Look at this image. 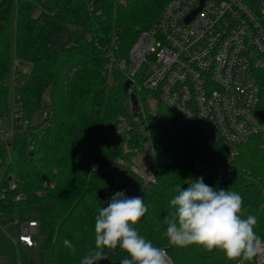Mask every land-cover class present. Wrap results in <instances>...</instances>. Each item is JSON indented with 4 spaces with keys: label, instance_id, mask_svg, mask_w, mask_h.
Here are the masks:
<instances>
[{
    "label": "trees",
    "instance_id": "obj_1",
    "mask_svg": "<svg viewBox=\"0 0 264 264\" xmlns=\"http://www.w3.org/2000/svg\"><path fill=\"white\" fill-rule=\"evenodd\" d=\"M169 1L95 0L91 11L87 0H1L0 117L9 116L21 103L30 121L35 112L46 111L49 126L42 137L35 136L41 123L3 145V157L11 146L13 163L3 174L0 222L13 231L9 224L17 211L35 209V216L26 219L39 224V264H80L95 247L99 209L116 192L131 197L132 189L142 192L147 207L136 230L165 249L174 264H234L220 251L209 252L195 244L171 246L165 235L163 220L176 194L175 186L186 189L197 175L190 158L169 157V143L162 142L167 132L163 121L175 125L177 145L198 137L194 128L171 120L170 111L159 104L156 114L146 115L149 138L142 121L126 135L116 134L118 118L129 113L131 101L124 90L126 78L109 53L116 59L127 57L141 31L157 22ZM248 2L258 12V0ZM260 17L264 23V15L260 13ZM14 58L30 62L32 69L12 98ZM257 116L264 125V77ZM148 140L155 148L161 173L155 185L144 188L137 175L118 160L132 161ZM217 150L214 148L213 160L219 178L225 179L221 189L240 194L242 217L256 216L255 231L264 239V134L253 136L234 159ZM11 179L18 184L16 190L9 189ZM20 193L26 199L15 201ZM65 239L75 246V254L64 246ZM104 251L113 263L129 258L118 247Z\"/></svg>",
    "mask_w": 264,
    "mask_h": 264
},
{
    "label": "built area",
    "instance_id": "obj_2",
    "mask_svg": "<svg viewBox=\"0 0 264 264\" xmlns=\"http://www.w3.org/2000/svg\"><path fill=\"white\" fill-rule=\"evenodd\" d=\"M87 2L92 11L95 0ZM200 5L201 0H170L157 22L141 31L127 57L116 59L109 53L126 80L131 81L128 93L136 96L138 104L135 114L130 109L118 118L116 134L126 135L142 121L144 134L149 138L147 112L156 114L158 105H163L170 111L171 120L187 123L198 133V137L177 145L173 140L177 134L175 125L164 120L167 132L162 142L169 143V157L178 154L190 158L197 178L203 177L205 184L221 189L225 179L219 178L214 148L234 159L253 136L264 134V125L257 116L264 77V23L260 17V13L264 15V1L258 0L256 12L248 0H205L200 12L187 22ZM143 93L152 95L147 99ZM47 119L45 112L35 136H43L49 126ZM7 121L0 117V201L3 174L13 163L11 146L3 157V145L18 133H28L32 126L21 103L15 105ZM129 168L144 188L157 183L161 168L151 140L140 149ZM17 187L11 179L9 189ZM131 193L142 195L138 189ZM25 199L23 193L15 197V201ZM0 225L9 233L1 222ZM9 225L14 228L13 234H9L16 246H39L36 220L15 218ZM165 252L167 264H174ZM251 262L264 264V253Z\"/></svg>",
    "mask_w": 264,
    "mask_h": 264
},
{
    "label": "clouds",
    "instance_id": "obj_3",
    "mask_svg": "<svg viewBox=\"0 0 264 264\" xmlns=\"http://www.w3.org/2000/svg\"><path fill=\"white\" fill-rule=\"evenodd\" d=\"M168 214L163 223L171 246L198 245L206 251H220L229 261L245 264L264 253V239L257 235V217H242L243 199L237 192L216 189L203 177L174 188ZM147 207L141 196L129 197L116 192L95 216V247L89 249L80 264H97L108 259L104 249L119 247L129 258L120 264H167L164 249L154 246L136 230ZM63 244L75 254L76 248L65 239Z\"/></svg>",
    "mask_w": 264,
    "mask_h": 264
},
{
    "label": "rangeland",
    "instance_id": "obj_4",
    "mask_svg": "<svg viewBox=\"0 0 264 264\" xmlns=\"http://www.w3.org/2000/svg\"><path fill=\"white\" fill-rule=\"evenodd\" d=\"M134 44L135 42L132 44L131 48L133 47ZM31 69H32V64L30 62L19 58L13 59V72L10 83L12 98H14L15 96V89L22 86V84L27 79V76L30 74ZM110 80L112 81L111 78ZM150 94L152 95V93ZM150 94L148 95L146 94L145 98L148 99ZM48 102H49V95L47 94L45 96V104H48ZM45 112L46 111L44 110L35 112L32 117L31 124L33 126L40 125L42 123L43 114ZM9 116L5 117L4 121L5 120L7 121V118ZM139 151L140 149L136 152L134 158L138 156ZM134 158L132 159V161L134 160ZM132 161L118 160V162L122 166L126 167L129 170L131 169L129 167H131ZM1 179H2V174H0V181ZM132 196H136V195H132ZM35 214H36L35 209H30L29 211H27L26 209H19L16 213V218L25 219L28 216L33 217L35 216ZM7 231L11 235L13 234L11 227H8ZM9 235L3 230L2 226L0 225V264H39L41 251L37 247L33 249H29L23 245L16 246Z\"/></svg>",
    "mask_w": 264,
    "mask_h": 264
},
{
    "label": "water",
    "instance_id": "obj_5",
    "mask_svg": "<svg viewBox=\"0 0 264 264\" xmlns=\"http://www.w3.org/2000/svg\"><path fill=\"white\" fill-rule=\"evenodd\" d=\"M205 0H201V5L199 6L198 9H196L187 19V22H190L202 9L203 4H204ZM131 85V81L127 80L124 84V90L126 92H128L129 87ZM130 101H131V111L133 114H135L138 111V104H137V99L135 95H131L130 96ZM97 264H120V263H113L109 258L106 260H101L99 262H97Z\"/></svg>",
    "mask_w": 264,
    "mask_h": 264
},
{
    "label": "crops",
    "instance_id": "obj_6",
    "mask_svg": "<svg viewBox=\"0 0 264 264\" xmlns=\"http://www.w3.org/2000/svg\"><path fill=\"white\" fill-rule=\"evenodd\" d=\"M26 219V218H25ZM31 220H34V219H31ZM4 230V229H3ZM5 231V230H4ZM6 232V231H5ZM7 233V232H6ZM8 235H9V233H7ZM10 236V235H9ZM19 245H23V244H19ZM18 245V246H19ZM23 246H25V245H23ZM26 247V246H25ZM27 248V247H26ZM29 249H32V248H29Z\"/></svg>",
    "mask_w": 264,
    "mask_h": 264
}]
</instances>
